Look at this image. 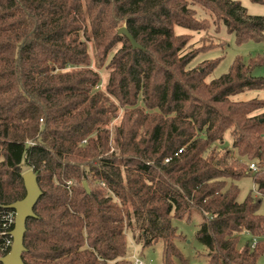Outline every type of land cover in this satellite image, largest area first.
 I'll return each mask as SVG.
<instances>
[{
    "label": "trees",
    "instance_id": "obj_1",
    "mask_svg": "<svg viewBox=\"0 0 264 264\" xmlns=\"http://www.w3.org/2000/svg\"><path fill=\"white\" fill-rule=\"evenodd\" d=\"M215 23L238 44L264 41V15L240 0H0V211L25 197L27 171L42 190L25 264H132L128 230L162 241L163 264L185 263L174 220L196 212L207 264H259L264 170L249 164L264 167V98L235 96L264 92V53L208 80L221 57L191 65L205 49L190 32ZM247 175L258 195L240 201Z\"/></svg>",
    "mask_w": 264,
    "mask_h": 264
},
{
    "label": "rangeland",
    "instance_id": "obj_2",
    "mask_svg": "<svg viewBox=\"0 0 264 264\" xmlns=\"http://www.w3.org/2000/svg\"><path fill=\"white\" fill-rule=\"evenodd\" d=\"M241 3L247 8L248 12L253 15H264V3L254 2L252 0H240ZM200 17H209L210 20H214V16L210 11H206L200 4L196 6ZM220 23V22H218ZM123 22L121 26L125 25ZM177 33L189 32L187 29L176 26ZM193 34L190 39V47L192 50H196L198 47H203V51H200L197 56L191 62V65L206 60L221 57V61L216 68L209 74L208 80L215 79L228 72L234 59L240 55L248 58L258 53H264V41H248L242 44L236 42L235 35L229 33L224 25H218L217 23L211 24L209 30H202L200 32H190ZM219 43L218 46H216ZM213 47V48H212ZM90 51L94 56V50L92 46ZM93 64L96 65L95 60ZM257 74L264 75V67L256 70ZM109 75L102 69V84L99 88H103ZM260 96L264 98V92L262 91H248L235 96V99L247 100L253 97ZM116 122V120H114ZM222 146L224 148L232 147V134L227 131L224 137ZM240 187V194L238 199L244 200L251 192L258 195L256 191L254 179L252 175H247L236 181ZM261 211L264 213V197L261 206ZM202 216L196 212L191 220L188 219H175L174 223L177 225L179 232L183 234V239H177V245L181 249L186 262L182 263L179 260L177 264H207L205 256L206 247L196 239V232L201 223ZM250 239V236L246 233L242 234L241 243L244 244ZM127 246L128 257L137 256L141 258L145 264H163L164 243L162 241L148 247H143L140 243L136 242L134 234L131 230L127 232ZM259 264H264V254L259 259Z\"/></svg>",
    "mask_w": 264,
    "mask_h": 264
},
{
    "label": "water",
    "instance_id": "obj_3",
    "mask_svg": "<svg viewBox=\"0 0 264 264\" xmlns=\"http://www.w3.org/2000/svg\"><path fill=\"white\" fill-rule=\"evenodd\" d=\"M118 33L125 35L130 40L134 49L142 48V46L128 30L126 24L118 28ZM23 177L26 188L25 197L7 206L9 209L15 210L16 221L15 227L12 231L13 245L6 255L0 257V262L3 264H25L22 255L26 251L24 238L27 231V220L30 217L36 216L34 207L42 195L37 175L33 170L27 171ZM84 186L89 191V187L86 182L84 183Z\"/></svg>",
    "mask_w": 264,
    "mask_h": 264
},
{
    "label": "built area",
    "instance_id": "obj_4",
    "mask_svg": "<svg viewBox=\"0 0 264 264\" xmlns=\"http://www.w3.org/2000/svg\"><path fill=\"white\" fill-rule=\"evenodd\" d=\"M249 170L252 173H256L260 170H264V167L259 165L256 162H251L249 164ZM72 181H69V184H71ZM15 221H16V212L13 209L10 210H1L0 211V239L2 241V246L4 249L10 248L13 245V236L12 231L15 227ZM258 242V238L256 236L252 237L251 246L255 247ZM130 260L132 261V264H145V262L137 257V256H131Z\"/></svg>",
    "mask_w": 264,
    "mask_h": 264
},
{
    "label": "crops",
    "instance_id": "obj_5",
    "mask_svg": "<svg viewBox=\"0 0 264 264\" xmlns=\"http://www.w3.org/2000/svg\"><path fill=\"white\" fill-rule=\"evenodd\" d=\"M246 234H248V233H246Z\"/></svg>",
    "mask_w": 264,
    "mask_h": 264
}]
</instances>
